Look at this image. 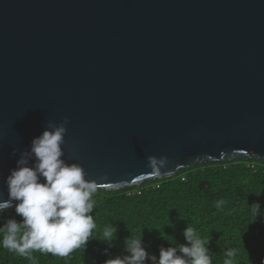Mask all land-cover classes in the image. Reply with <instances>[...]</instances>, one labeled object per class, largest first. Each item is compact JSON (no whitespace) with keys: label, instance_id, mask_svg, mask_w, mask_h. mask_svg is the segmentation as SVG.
<instances>
[{"label":"water","instance_id":"obj_1","mask_svg":"<svg viewBox=\"0 0 264 264\" xmlns=\"http://www.w3.org/2000/svg\"><path fill=\"white\" fill-rule=\"evenodd\" d=\"M65 117L62 159L103 191L264 162V0H0V202L13 149Z\"/></svg>","mask_w":264,"mask_h":264},{"label":"trees","instance_id":"obj_2","mask_svg":"<svg viewBox=\"0 0 264 264\" xmlns=\"http://www.w3.org/2000/svg\"><path fill=\"white\" fill-rule=\"evenodd\" d=\"M94 199L93 236L109 224L118 228L119 240L109 249V256L103 254L107 245L98 240H91L83 252L78 249L64 258L33 252L29 259L0 245V264H104L127 254L124 240L130 236L143 238L146 251L158 259L161 247L187 243L183 236L187 226L210 241L212 264H223L229 248L237 250L234 264H264L263 161L201 163L171 178L116 191L98 190ZM220 200L224 204L218 210ZM256 204L261 211L255 219ZM9 218L22 220L15 209H9L0 213V226Z\"/></svg>","mask_w":264,"mask_h":264},{"label":"clouds","instance_id":"obj_3","mask_svg":"<svg viewBox=\"0 0 264 264\" xmlns=\"http://www.w3.org/2000/svg\"><path fill=\"white\" fill-rule=\"evenodd\" d=\"M69 122L67 117L59 124L49 122L29 148L13 149L11 153L13 157L19 153V158L6 178L8 199L0 202V213L18 201L15 213L22 220L9 218L0 226V245L21 257L31 259L33 252L69 257L78 249L83 252L91 240L104 242L107 247L103 254L109 256V249L119 240L118 228L114 224L105 226L102 232L93 236L96 223L91 213L96 207L94 196L100 185L86 179L79 164H69L62 159L61 146L65 144ZM168 163L166 156H148L149 175L161 177V170ZM223 204L224 201H218L216 208L221 209ZM260 211V205L256 204L255 219ZM183 236L186 244L175 242L172 244L175 246L161 247L158 259L146 251L143 238L130 236L124 240L127 254L109 258L104 264H145L146 261L151 264H212L210 241L201 238L197 230L189 226L184 229ZM225 256L223 264H234L237 250L229 248Z\"/></svg>","mask_w":264,"mask_h":264}]
</instances>
